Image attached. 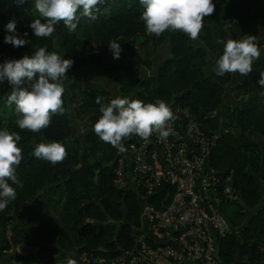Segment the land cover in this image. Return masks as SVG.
I'll return each instance as SVG.
<instances>
[{"label":"trees","instance_id":"obj_1","mask_svg":"<svg viewBox=\"0 0 264 264\" xmlns=\"http://www.w3.org/2000/svg\"><path fill=\"white\" fill-rule=\"evenodd\" d=\"M213 2L215 10L203 18L197 37L203 45H196L179 30H165L160 36L147 33L139 0H104L94 18L79 15L78 10L75 31L69 32L59 21L49 37H35L28 28L33 18L44 19L35 10L34 0H0V62L44 47L73 61L67 72L102 69L104 77L117 85L120 97L134 96L145 103L162 100L171 104L172 112L175 108L187 110L205 134L215 137L208 166L220 176H230L239 197L238 202L219 207L230 227L229 233L216 238L220 263L264 264V204L257 207L264 192V87L257 83L264 72V50L247 76L234 73L231 92L240 102L226 106L222 116L218 111L233 73L204 72L205 48H211L216 59L222 55L223 44L218 40L252 35L257 47L264 44V0ZM10 19L17 21L20 36L27 31L29 43L14 48L3 42L4 24ZM111 40L121 44L119 59H113L108 49ZM165 42L169 55L158 73L142 78L141 71L152 68L153 57ZM67 88L69 95H62L65 111L52 114L47 128L31 132L17 127L15 106L6 103L11 86L7 81L0 84V129L21 137L17 146L22 159L15 170L18 183L9 181L16 198L0 211V251L10 250L5 255L13 264H55L54 255L60 251L110 258L138 246L143 200L136 190L114 183V147L92 130L101 115L97 98L107 104L111 95L103 89L83 87L78 79ZM69 106L74 107V118L82 128L81 139L69 117ZM252 134L262 143L253 140ZM51 141L61 142L66 151L63 160L54 165L33 154L38 143ZM162 195L158 192L147 202L160 208ZM231 205L236 210L227 217L225 209ZM255 208L247 218V212ZM62 258L61 254L56 262L62 264Z\"/></svg>","mask_w":264,"mask_h":264},{"label":"clouds","instance_id":"obj_2","mask_svg":"<svg viewBox=\"0 0 264 264\" xmlns=\"http://www.w3.org/2000/svg\"><path fill=\"white\" fill-rule=\"evenodd\" d=\"M103 3L104 0H34L35 10L44 19L42 22L40 18H33L28 28L35 37H49L57 22L63 21L67 30L73 32L77 29L78 10L79 15L94 18L97 6ZM139 3L144 9L140 19L147 33L160 36L165 30H179L193 40L197 39L203 27V18L211 16L215 10L213 0H139ZM16 24L15 19L4 24L3 42L14 48L29 43L25 39L27 31L20 36ZM217 43L223 44L222 55L214 65L217 75L239 73L247 76L252 72V63L261 52L254 36L218 40ZM107 46L113 59H119L122 51L120 42L111 40ZM72 64L71 59L49 52L44 47L37 48L31 55L0 62V84L7 81L11 86L6 103L15 106L19 129L39 132L48 127L52 114L65 111L62 81ZM257 83L264 87V72ZM96 102L100 105L101 115L92 125V130L120 152L126 151L122 141L132 135L146 139L155 132L159 138L166 139L172 131L167 122L174 119V115L162 100L145 103L127 96H116L107 104L101 103L100 98ZM20 139L19 133L0 129V211L16 198V191L9 181L18 183L15 170L22 159L21 149L17 146ZM33 154L54 165L63 160L66 151L61 142L51 141L38 143Z\"/></svg>","mask_w":264,"mask_h":264},{"label":"built area","instance_id":"obj_3","mask_svg":"<svg viewBox=\"0 0 264 264\" xmlns=\"http://www.w3.org/2000/svg\"><path fill=\"white\" fill-rule=\"evenodd\" d=\"M172 113L166 139L155 132L146 139L134 135L122 141L126 151L117 150L113 162L114 183L136 190L143 200L137 248L110 258L76 253L79 264H221L216 238L230 227L219 207L239 197L230 176L208 166L214 135L205 134L187 110L175 108ZM158 192L163 194L160 208L147 202Z\"/></svg>","mask_w":264,"mask_h":264},{"label":"rangeland","instance_id":"obj_4","mask_svg":"<svg viewBox=\"0 0 264 264\" xmlns=\"http://www.w3.org/2000/svg\"><path fill=\"white\" fill-rule=\"evenodd\" d=\"M242 38H244V37H234V39H242ZM258 38L256 39V42L257 43H259L258 41ZM194 41V43L196 44V45H203V43L202 42H200L198 39H195V40H193ZM259 49H261V52L264 50V44H262L261 46H259L258 47ZM159 50V49H158ZM205 50H206V62H207V64H206V66L204 67V72H205V74H207V75H210V74H213V73H215V71H214V65H215V61H216V57L214 56V52H213V50L211 49V48H205ZM166 50L165 49H160L159 50V53L157 54V56L155 57V61L158 63V62H160V61H164L165 60V58L168 56V54H166V52H165ZM157 52V51H156ZM261 52H260V55H261ZM167 53H168V51H167ZM153 57V58H154ZM77 73H76V71H74V73L73 72H67V77H65L64 79H63V81H62V84H63V88H64V92L67 94V95H69V90H68V85H69V83L71 82V80L74 78H77V75H76ZM83 76H87L86 78H89V77H91V75H89V74H85V75H83ZM89 76V77H88ZM233 80L228 84V86L226 87V90H225V94H224V101H223V105H222V107L220 108V110L218 111L219 113H220V116H222L223 114H224V109H225V107L226 106H230V107H234L236 104H238L239 102H240V99L239 98H236V97H234V93L233 92H231V87H233V85L235 84V74L233 73ZM82 85V84H81ZM83 86V85H82ZM83 87H85V86H83ZM131 99H134V96H131L130 97ZM242 100V99H241ZM68 113H69V117H70V119H71V121L73 122V125H74V127L76 128V130H77V137L79 138V139H81L82 138V128L80 127V125H79V123L75 120V118H74V107L73 106H69V108H68ZM252 139L253 140H255V141H257L258 143H262V140H261V138L259 137V136H257L256 134H252ZM114 150H115V154H117V148L116 147H114ZM115 156V155H114ZM262 198H261V200H260V202H259V204H258V206L257 207H260V206H262L263 204H264V192H262ZM234 210H236V208H235V206L234 205H231V206H229V207H227L226 209H225V214H226V216L227 217H231L232 216V214H233V211ZM256 210V208L255 209H253L252 211H250V212H247V214H246V217L248 218L254 211ZM245 222H243L242 224H244ZM237 228V227H236ZM238 229V228H237ZM6 254V253H5ZM76 261V260H75ZM77 262V261H76ZM239 262V259L238 258H236L235 259V263H238ZM78 263V262H77ZM77 263H73V264H77ZM55 264H58L56 261H55ZM79 264V263H78Z\"/></svg>","mask_w":264,"mask_h":264},{"label":"crops","instance_id":"obj_5","mask_svg":"<svg viewBox=\"0 0 264 264\" xmlns=\"http://www.w3.org/2000/svg\"><path fill=\"white\" fill-rule=\"evenodd\" d=\"M162 48L165 49L166 54L169 55V46H168L167 42H165L163 45H161L158 49L160 50ZM158 49H157V52L155 54V57L159 53ZM167 51H168V53H167ZM155 57L153 58L152 68L150 70L143 69L141 71V77L142 78H147L149 76H152V75H155L158 73L160 65L163 61H160L157 63L155 61ZM75 71L77 73L76 74L77 78H75V79H78L83 86L103 89V90L109 92V94L111 95V98H115L116 96H120L117 85L114 83V81L112 79L104 77L102 69H99L96 67H90V68H84V69H79V70H75ZM71 72L74 73V71H71ZM85 74H89V75H91V77L88 76L89 78H86L87 76H83ZM75 79L73 78L71 80V82ZM50 247H53L54 249H56V247L54 245L50 244ZM61 254L64 257L61 259L62 264L63 263L64 264H72V262L75 261L76 256H77L75 251L66 252V253L60 251V253H56L54 255V260L59 261ZM7 258L8 257L5 255V253H1V251H0V264H13L12 262H9L7 260ZM67 262H69V263H67Z\"/></svg>","mask_w":264,"mask_h":264},{"label":"water","instance_id":"obj_6","mask_svg":"<svg viewBox=\"0 0 264 264\" xmlns=\"http://www.w3.org/2000/svg\"><path fill=\"white\" fill-rule=\"evenodd\" d=\"M170 106H171V104L169 105V108H170ZM240 205H242V202H240ZM216 255H217V257H219V249H217Z\"/></svg>","mask_w":264,"mask_h":264}]
</instances>
